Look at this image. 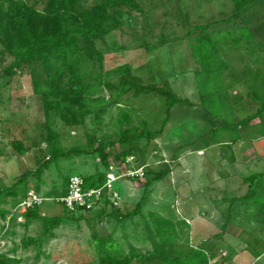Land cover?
<instances>
[{
	"label": "rangeland",
	"instance_id": "374dc122",
	"mask_svg": "<svg viewBox=\"0 0 264 264\" xmlns=\"http://www.w3.org/2000/svg\"><path fill=\"white\" fill-rule=\"evenodd\" d=\"M25 1L38 9L45 2ZM96 1L82 0L79 7L91 6ZM138 2L141 11L125 7L110 11L121 26L97 41L105 52L104 67L109 69L128 63L143 84L169 87L189 104L176 103L162 131L150 141L140 138L124 145L114 144L115 152L132 147L134 150L129 155L134 157V163L131 166H142L144 170L143 179L122 177L115 181L114 186L119 188L121 195L117 211L126 213L133 209L144 183L152 176L145 174L146 169L157 172L168 166L170 171L146 189L148 200L141 207L143 217L136 214L122 221L116 216H93V212L84 213L80 219L65 217L77 215L65 212L62 204L56 201L65 188L66 179L72 175L85 176L97 169L106 172L108 167L102 166L95 153L80 152L50 162L39 175L36 174L37 167L49 156L40 96L32 91L30 67L24 66L12 76H2L12 57L0 54V253L17 259L12 264H97L93 238L101 235L111 236L125 252L145 253L153 249L154 241H158L153 239L148 212H157L175 223L181 219L188 222L189 228L184 230L189 242L181 238L169 244L166 247L169 253H182L192 246L209 252L214 246L209 243L213 242L221 249L217 251L213 247L218 254L217 262L234 264L230 262L231 252L239 253L247 246L254 254L264 250V199H261L264 187L259 186L262 195L254 197L252 206L236 199L248 190V183L243 181L245 176L264 173V112L260 118V132L243 131L242 125L237 124L226 128L222 122L243 119L259 106L250 89L258 88L264 77V0L255 1L238 19L230 22L225 20L234 11L231 0ZM207 23H211L207 32L212 34L245 26L254 35L249 42L237 45L226 41L221 46L226 68L212 85L218 91L216 102L209 103L212 109L218 107L222 111L220 118L210 117L200 105L196 84L200 66L190 52V28ZM197 33L198 30L192 35ZM159 43L160 46L151 50L152 45ZM107 94L105 90L104 95ZM163 97L155 90L137 95L128 92L122 104L138 112L135 124L144 119L147 127L154 131L165 116ZM115 114L116 106L113 105L102 115V123L93 125L87 118L86 128L57 125L63 148H88L86 131L97 138L95 145L105 134L114 136L112 118ZM12 140H20L27 151L18 153L11 146ZM108 162L118 165L110 152ZM117 165L116 168H123ZM22 176L24 180L16 183ZM28 190L45 197L37 206L41 218L28 220L19 212V203ZM10 191L14 195L9 194ZM209 206L215 210L214 214L204 215L205 227L198 225L194 220L196 215L200 212L202 216L201 210ZM227 210L230 220L226 223ZM110 211L106 207V212ZM61 215H64L61 221L53 226L46 220ZM245 216L250 219L246 220ZM223 223L225 230L221 228ZM220 232L221 239L214 237ZM204 237L208 245L203 242ZM253 238L260 239L244 245V240L253 241ZM131 264H163V261L149 254L136 257ZM257 264H264V256Z\"/></svg>",
	"mask_w": 264,
	"mask_h": 264
},
{
	"label": "trees",
	"instance_id": "16d2710c",
	"mask_svg": "<svg viewBox=\"0 0 264 264\" xmlns=\"http://www.w3.org/2000/svg\"><path fill=\"white\" fill-rule=\"evenodd\" d=\"M81 1L45 0L43 7L38 9L25 0H0V54L12 57L11 62L4 67L2 76H12L24 66L30 67L32 91L40 96L49 156L35 170L37 175L50 162L80 152L95 153L104 168L109 166V152L112 153L116 163H120V160L131 154L134 149L128 147L115 152V143L124 145L140 138L150 141L162 131L169 118L170 109L176 103L184 101L189 104L187 99L180 98L169 87L143 84L132 73V67L128 63L118 64L109 69L104 67L105 52L99 48L97 41L121 26V22L114 19L110 11L121 7L141 11L138 0H97L91 6L80 8ZM231 1L234 11L225 20L226 22L238 19L242 11L257 0ZM210 25L211 23L199 24L190 28L188 32L191 34L190 52L200 66V71L196 75V84L201 98L200 105L210 117L220 118L222 111L218 107L216 110L212 109L209 103L216 102L218 91L212 85L214 81L220 79L221 72L226 68L221 55V46L226 41L240 45L242 41L249 42L254 35L245 26L212 34L207 32ZM196 30L198 33L192 35ZM160 45V43L152 45L151 50H155ZM105 90L108 92L107 96L104 95ZM152 90L164 96L165 113L159 128L154 131L147 127L144 119H139L138 124H135L134 117H138V112L133 107L122 104L123 96L128 92L137 95ZM250 90L259 102L258 108L238 121L228 123L223 120L226 128L236 124L246 125L255 118H261L264 112V77L263 83L258 84V88L251 87ZM113 105L116 106V114L112 118V124L115 127L114 136L105 134L95 145L97 138L86 131L88 148L80 150L63 148L60 133L56 129L57 125L86 128L87 118L93 125L102 123V115ZM237 139L238 137L233 142ZM11 146L20 154L27 151L20 140H12ZM169 171L168 166L157 172L145 170L147 176L150 174L152 176L144 183L142 194L132 210L122 213L116 208L106 212L105 208H101L93 212V216H116L122 221L136 214L143 217L141 207L148 200L146 189ZM82 177L85 187H98L105 181V170L97 169ZM23 180L24 176L20 177L16 183H21ZM67 181L68 178L65 187ZM243 181L248 183V190L236 199L252 206L254 197L262 195L258 188L264 187V173L255 172L244 177ZM8 193L14 195V192ZM63 193L65 188L61 194ZM262 197L263 200L264 196ZM234 200L235 198L231 199V202ZM23 215L28 220L42 217L38 213L37 205L28 209ZM64 215L45 219L50 226H53L58 224ZM147 215L152 223L153 239L158 240L153 242L152 250L134 253L131 249L132 251L125 252L111 236H96L93 238V244L98 257L97 264H131L136 257H145L149 254L160 257L163 264H209L207 251L200 247L192 246L182 253L166 251L169 244L173 245V242H178L181 238L189 242L187 232L184 230L189 228L186 220L181 219L175 223L171 218L157 212H148ZM65 217L80 219L84 216L80 213L76 217L68 215ZM229 220L230 211L227 210L225 222ZM225 226L224 223L222 230ZM14 261L17 259L0 253V264H12Z\"/></svg>",
	"mask_w": 264,
	"mask_h": 264
},
{
	"label": "built area",
	"instance_id": "2783aa9c",
	"mask_svg": "<svg viewBox=\"0 0 264 264\" xmlns=\"http://www.w3.org/2000/svg\"><path fill=\"white\" fill-rule=\"evenodd\" d=\"M132 155L126 156L120 160L119 165L123 168H116V165L110 164L105 172V181L98 187H85L84 179L81 175H72L68 178L65 193L56 198L65 210L70 214H84L95 212L101 208L108 207L116 209L121 204L120 190L114 186L115 181L120 178L143 179V167L131 166L134 161ZM45 197L37 192L28 190L25 199L19 203V212L23 215L28 209L38 206Z\"/></svg>",
	"mask_w": 264,
	"mask_h": 264
},
{
	"label": "crops",
	"instance_id": "0c3cea01",
	"mask_svg": "<svg viewBox=\"0 0 264 264\" xmlns=\"http://www.w3.org/2000/svg\"><path fill=\"white\" fill-rule=\"evenodd\" d=\"M256 119V118H255ZM255 119H253L251 122H249L247 125H242L241 127H243V131H246V130H253V131H251V132H260V128H261V126H260V118H259V120H258V122H256L255 121ZM240 127V128H241ZM242 129V128H241ZM246 129V130H245ZM255 130V131H254ZM244 136H245V134H244ZM241 138V137H240ZM238 140V139H237ZM89 174H91V173H89ZM246 177V176H245ZM214 212H215V210L211 207V206H209V208H207V209H202L201 210V213H203V215L202 216H200V212H199V214H197L196 215V218L198 219V217L200 216V221L201 222H199V220H197V219H194L195 221H196V223L198 224V225H200V224H202V226L203 227H205L206 226V217L204 216V215H213L214 214ZM187 222V221H186ZM224 224V223H223ZM223 224L221 225V228H222V226H223ZM245 224H247V222L245 223ZM201 226V227H202ZM246 228V227H245ZM226 229V226H225V228L223 229V230H225ZM222 231V230H221ZM245 231V230H244ZM222 236V232H220V233H215V236L214 237H216V238H219V239H221L220 237ZM205 239H206V237H204L203 238V242H205ZM258 239H260V238H253V241H251V240H244V245L246 246V245H249V244H251L252 242H258L259 240ZM179 242V241H178ZM238 242H240V240L238 241ZM260 242H261V240H260ZM213 243V242H212ZM212 243H209L210 245H214L213 247H216L217 248V251H221V249L219 248V246H218V244H212ZM262 243V242H261ZM205 244L206 245H208V243L207 242H205ZM177 245V244H176ZM177 247V246H176ZM179 247H181V244H179ZM211 247V246H210ZM211 248V250H209V252L207 251V253H208V255H209V264H211V261H212V264H219L218 262H217V260H216V257H217V255L218 254H216V248ZM183 248H184V246H183ZM177 250H180L179 248H177ZM251 250V248L250 247H248L247 246V249L245 248V249H243L241 252H239V253H234V254H232V252H231V255H230V257H232V259L230 258V262H232V261H234L233 263L234 264H257L258 262H261V259H262V257L264 256V250H262L261 252H258V253H253V252H251L250 251ZM212 253V254H211ZM155 258V257H154ZM156 260H157V258H156ZM220 264H224L223 262H221Z\"/></svg>",
	"mask_w": 264,
	"mask_h": 264
}]
</instances>
